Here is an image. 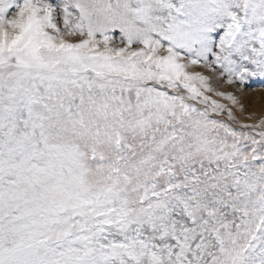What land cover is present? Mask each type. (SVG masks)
Wrapping results in <instances>:
<instances>
[{
  "label": "snow or ice",
  "instance_id": "1",
  "mask_svg": "<svg viewBox=\"0 0 264 264\" xmlns=\"http://www.w3.org/2000/svg\"><path fill=\"white\" fill-rule=\"evenodd\" d=\"M254 81L264 0H0V264H264Z\"/></svg>",
  "mask_w": 264,
  "mask_h": 264
},
{
  "label": "rangeland",
  "instance_id": "2",
  "mask_svg": "<svg viewBox=\"0 0 264 264\" xmlns=\"http://www.w3.org/2000/svg\"><path fill=\"white\" fill-rule=\"evenodd\" d=\"M194 70L203 72L202 69ZM222 90L232 91L235 95H237L240 103L244 107V110L243 113L236 112L234 110V115H236L237 118L240 119L243 123H255L260 118L264 117V87L260 85L259 81L252 82V84L244 90L242 95L235 92V89L231 86L225 85ZM218 102L225 104L228 103L227 101L223 100H218ZM248 116H251L252 119L248 120Z\"/></svg>",
  "mask_w": 264,
  "mask_h": 264
}]
</instances>
